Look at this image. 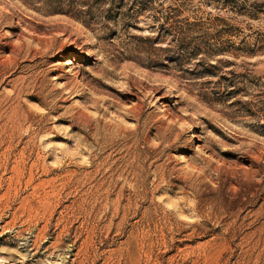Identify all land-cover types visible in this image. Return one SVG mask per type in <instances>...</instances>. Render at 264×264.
<instances>
[{
    "label": "rangeland",
    "instance_id": "rangeland-1",
    "mask_svg": "<svg viewBox=\"0 0 264 264\" xmlns=\"http://www.w3.org/2000/svg\"><path fill=\"white\" fill-rule=\"evenodd\" d=\"M0 264H264V0H0Z\"/></svg>",
    "mask_w": 264,
    "mask_h": 264
}]
</instances>
